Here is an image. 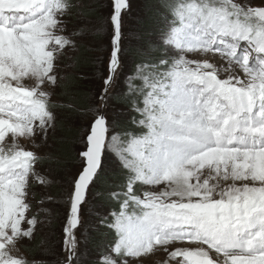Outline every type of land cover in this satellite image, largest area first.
I'll return each mask as SVG.
<instances>
[{
  "label": "snow or ice",
  "instance_id": "snow-or-ice-1",
  "mask_svg": "<svg viewBox=\"0 0 264 264\" xmlns=\"http://www.w3.org/2000/svg\"><path fill=\"white\" fill-rule=\"evenodd\" d=\"M69 7L63 0L0 5V114L26 105L46 139L62 79L53 71L58 54L82 51L74 87L89 79L85 69L101 71L87 111L75 117L84 133L63 233L71 230L78 254L67 264H127L153 239L205 246L165 249L174 264H217L208 249L225 255L224 264H264V0L146 4L148 27L131 53L122 29L128 0H108L106 15L82 23L72 38L60 35L53 49ZM105 42L103 58L89 55ZM209 54L232 66L227 78ZM14 162L0 156V168ZM85 205L91 223L81 221Z\"/></svg>",
  "mask_w": 264,
  "mask_h": 264
},
{
  "label": "rangeland",
  "instance_id": "rangeland-1",
  "mask_svg": "<svg viewBox=\"0 0 264 264\" xmlns=\"http://www.w3.org/2000/svg\"><path fill=\"white\" fill-rule=\"evenodd\" d=\"M128 2L131 4V10L123 17L122 29L123 44L129 46L131 53L144 35L140 29V24L146 16L145 5L150 2L147 3V0H128ZM0 3L8 7L12 0H0ZM251 3L256 4L258 0H251ZM68 4L70 5L68 11L61 17L62 26L66 30L60 32L59 27H57L51 45L53 49L56 48L55 39L60 35L65 36V38H72L75 35V29L82 23L86 21L94 23L100 13L106 15L109 11L108 0H74ZM54 15L56 18L60 17L59 12H55ZM241 44L242 47H247L245 42H241ZM105 52L106 42L105 45L90 52L89 55L103 58ZM79 55H82V51L79 52L69 47L63 54L57 56V64L53 71L62 79L57 81L59 89L52 98L57 106L49 105L56 119L51 128L48 129L46 139L39 126V121L31 115L26 105L12 104L14 111L19 114L18 118L9 114L10 109L0 114V156H6L9 159L15 158L13 163L15 166L11 169L12 172H16V177L20 180L15 185L14 177L8 179L14 185L10 184L5 189L12 190V194L9 195V192L0 191V218L2 216V221L0 220V264H60L61 260H65V264H67L70 254H78L72 248L74 239L71 230L67 237L63 233L65 213L71 203L70 185L77 163L76 147L80 144L84 133V120L78 122L75 117L78 111H87L88 94L99 89L101 76V71L97 70L99 65L85 69L89 74V79L80 83L78 87L72 85L68 90L70 94L73 92L79 95L83 94L86 109L77 110L75 115L60 109L65 106L63 104L65 101L61 99L64 96L63 99L65 100L66 97L63 95L64 90H66L65 86L73 81L76 83L77 67L74 56ZM188 58L203 59L202 56L195 54H189ZM208 59L217 64L221 76L227 78L224 69L232 68L227 60H223L218 54L215 56L209 54ZM0 71H3V66H0ZM11 83L14 84L15 81H11ZM32 83V80L24 82L25 86ZM25 116L31 120L34 126V136L29 134V123L25 119L21 122L18 121L20 117ZM7 124L9 127L6 126ZM60 127L70 130L69 133L73 136L72 141L67 146L70 160L64 162L57 159L60 163L52 164L47 157L55 156L58 142H62L61 145H64V138L58 131ZM13 186H17V189L12 188ZM8 197L9 201L6 203L5 209L3 203ZM4 210L8 214H5ZM89 211V206L85 205L81 213V221L91 223L92 217L89 215ZM65 239H67V245L64 243ZM37 241L39 246L35 244ZM204 247L202 244H157L156 240L153 239L149 244L136 249V252L141 254L135 258L129 256L127 264H174V261H170L165 249L170 252L173 249ZM62 248H66L67 251H61ZM232 252L237 254L235 249ZM208 254L217 264H224L227 258L211 249H208ZM116 259L120 260L123 257Z\"/></svg>",
  "mask_w": 264,
  "mask_h": 264
},
{
  "label": "trees",
  "instance_id": "trees-1",
  "mask_svg": "<svg viewBox=\"0 0 264 264\" xmlns=\"http://www.w3.org/2000/svg\"><path fill=\"white\" fill-rule=\"evenodd\" d=\"M72 1H74V0H64L65 3L72 2ZM149 2L152 4H157L160 2V0H158V1L147 0V3H149ZM146 27H148V25L144 24L143 22L140 24V29H141L143 34H144V30ZM74 83L75 82L73 81L71 83H68V86H65L66 90H64V92H63V95H66L65 100L63 99L64 96L61 97L62 101H65V102H63V104L65 106L64 107L62 106L60 109H64L67 113H69L71 115H75L77 113V110H83V109L87 108L86 104H84L86 102H85V97L83 96V94L79 95L76 92H73L70 94V92H68V90L72 87V85H75ZM69 106H74V107L72 109H68ZM58 131L60 132V134L64 138V145H61V144H63L62 142L57 143L58 149L56 151L57 153L55 154L54 158H56L58 160H62L64 162H67L70 160L67 146L72 141L73 136H72V134L69 133L70 130L62 129V127H60ZM35 244L37 246H39L38 241Z\"/></svg>",
  "mask_w": 264,
  "mask_h": 264
},
{
  "label": "bare ground",
  "instance_id": "bare-ground-1",
  "mask_svg": "<svg viewBox=\"0 0 264 264\" xmlns=\"http://www.w3.org/2000/svg\"><path fill=\"white\" fill-rule=\"evenodd\" d=\"M54 38V37H53ZM11 111L9 112V114L12 116V117H15V118H18L19 117V114H17L16 111H14V106L12 105ZM24 120V117H20V119L18 120L19 122L23 121ZM7 127H9V124L6 125ZM13 168V167H12ZM15 174V175H14ZM14 175V176H12ZM11 177H14L13 181H15V185L18 183L17 181L20 182V180L16 177V172L13 171L12 172V169L11 167H2L0 168V191L3 190L4 192H9V195L12 194V190L8 191L6 190V186L9 187V185H14V183L10 182L11 180H8V179H11ZM12 188H16L17 189V186H13ZM9 201V197L7 198V200L3 203L4 205V208L6 209V203ZM4 213L5 214H8L5 212L4 210ZM0 220L2 221V216L0 218ZM234 254V253H233Z\"/></svg>",
  "mask_w": 264,
  "mask_h": 264
}]
</instances>
